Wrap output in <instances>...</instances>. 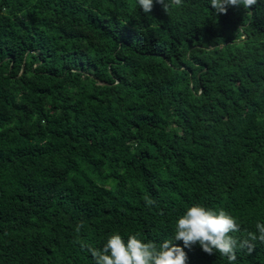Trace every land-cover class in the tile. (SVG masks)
<instances>
[{
    "label": "trees",
    "instance_id": "16d2710c",
    "mask_svg": "<svg viewBox=\"0 0 264 264\" xmlns=\"http://www.w3.org/2000/svg\"><path fill=\"white\" fill-rule=\"evenodd\" d=\"M193 204L238 240L264 223V0H0V264H96L114 232L184 247ZM254 243L232 264H264Z\"/></svg>",
    "mask_w": 264,
    "mask_h": 264
},
{
    "label": "clouds",
    "instance_id": "9594fccd",
    "mask_svg": "<svg viewBox=\"0 0 264 264\" xmlns=\"http://www.w3.org/2000/svg\"><path fill=\"white\" fill-rule=\"evenodd\" d=\"M165 11L170 4L180 6L182 0H156ZM211 7L217 13H226L227 6L251 8L258 0H210ZM144 13H151L154 0H138ZM146 204L152 205L155 201L145 198ZM82 223L76 226L79 231ZM237 219L225 209L207 208L202 204H193L187 208L176 221L173 238L183 241L184 247L173 244L171 240L147 241L139 238V234H131L125 240L119 232L109 235L102 249L89 248L96 264H187V250L199 244L202 250L211 255L214 251L227 257L230 264L237 260V249L247 248L251 253L256 241L264 243V223L257 222L256 233L249 232L247 237L238 240L231 233L240 231ZM184 248H186L184 250Z\"/></svg>",
    "mask_w": 264,
    "mask_h": 264
}]
</instances>
